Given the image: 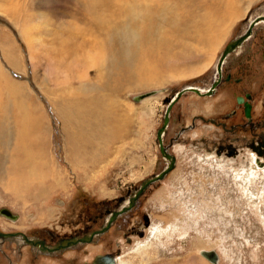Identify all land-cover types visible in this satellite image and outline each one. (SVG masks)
Here are the masks:
<instances>
[{"label": "rangeland", "instance_id": "374dc122", "mask_svg": "<svg viewBox=\"0 0 264 264\" xmlns=\"http://www.w3.org/2000/svg\"><path fill=\"white\" fill-rule=\"evenodd\" d=\"M89 1L0 0V75L24 86L22 91L28 97L24 100L39 108L43 130H38L41 138L36 139L45 146L40 157L49 163L51 174H56V185H52L47 194L37 198V201L31 198L34 194L30 198L28 196L33 190L15 197L17 194L9 191L5 185L1 187L0 182V232L22 233L43 240L50 246L98 230L105 224L106 210L120 209L143 180L164 169L167 161L159 151L156 132L162 124L166 100L186 87L205 93V88L213 80L214 65L225 46L243 33L252 20L264 16V0H224L223 4L219 0H151L156 2L157 12L149 11L150 14L145 9L141 10L140 6L137 7L139 0H133L137 15L145 13L151 19L156 18L154 16L160 17V23L159 20L153 21L157 26L153 28L155 34L167 30L173 13L178 17H188L186 19L194 23L195 18L202 21L205 11L211 10L216 19L213 21L219 19L221 25L224 26L225 22L227 24L223 34L217 36V44L214 34L207 37L206 44L208 41L213 42L207 47L202 45L199 48L200 45H195L197 43L187 42L192 50L187 58L170 54L161 62L157 73L141 76L154 86L137 89L134 86L125 87L123 77L114 68L111 72L106 71L108 66L114 65L119 59L114 40L122 31L128 32L130 27L133 28L125 19L127 10H131L123 8L122 11L111 9L106 12V0L96 3L95 9L103 17L116 14L114 22L106 19L107 23L112 24L108 28L96 21L89 8ZM258 32V37L253 38L251 44L263 48L264 28ZM49 33L54 34L53 39L48 38ZM29 36H36L35 39L45 43L56 40L61 46L67 45L71 49L77 47L82 51L78 52L81 58L84 54L101 52L100 64L104 65V74L99 77L102 66L99 64L88 71L89 78L71 80L69 85H61L64 75L58 78L52 75L53 78H50L47 73V64L56 55L51 52L53 57H48L40 46L32 48L31 52ZM7 40L14 43V48L8 46ZM38 40L36 42L40 44ZM5 49H11L10 56L14 63H10L13 65L4 58L2 52ZM160 51L164 58L167 50ZM113 54L116 60L113 59L112 64L105 63ZM66 68L68 75L75 74L76 71L67 64L61 67L63 71ZM158 81L162 82L161 86ZM139 82L132 80L129 84ZM82 83L88 87L83 89L87 90L86 93H79L77 89L78 84ZM93 84L105 85L106 88L97 92L90 87ZM221 89L218 91L221 90V94L225 91L229 97L223 95L221 99L213 100L214 96H211L210 100L213 101L205 102V96L188 92L177 100L171 110L164 137L166 145L177 135L169 152L175 156V167L163 180L149 187L129 212L118 218L109 230L92 242V247L78 245L67 249L65 255L68 256L63 257L59 254L64 252L52 256L39 255L49 257V260L40 261L32 249L28 250L27 246L19 249L15 241H9L0 243V264L11 261L13 264H55V259H59L56 264H93L96 256L103 255L117 256L116 264H212L199 255L200 251L217 254V264H264L263 177L256 178L249 185L253 193L249 196L232 174L233 170L240 171L243 161H229L230 168L223 166L228 165L227 161L216 159L219 162L217 165L209 159L205 163L207 151L204 146L205 138L214 143L222 138L220 128L211 125L213 129H205V125H209L208 120L214 119L227 126L238 127L240 147L246 148L250 132L242 127L244 119L240 106L235 103V96L252 93V117L254 121L260 120V110L264 104L262 81L260 76L245 78L239 85L230 83ZM45 90L52 93V97L45 94ZM66 91L70 93L66 94ZM95 94L104 100L106 98L111 106L110 120H116L110 123L112 129L117 131L109 134L114 135L111 140L91 141L90 137L88 140L91 142H86L85 149L76 152L77 141L73 140L72 134L77 130L64 116L61 104L68 100L81 103L85 99H92ZM22 96L25 97L24 94ZM118 124H122L121 127ZM30 134V131H26L25 139L30 138ZM28 146L33 154L40 151ZM258 173L262 174L260 171ZM1 179L5 182L6 178ZM49 183L52 182H44L43 188ZM3 211L16 219L11 221L6 214H2ZM69 251H77V254Z\"/></svg>", "mask_w": 264, "mask_h": 264}, {"label": "bare ground", "instance_id": "6f19581e", "mask_svg": "<svg viewBox=\"0 0 264 264\" xmlns=\"http://www.w3.org/2000/svg\"><path fill=\"white\" fill-rule=\"evenodd\" d=\"M100 1L101 0L89 1V8L92 9L94 18L97 19L96 21H98L100 25H105L106 27L110 28L112 24L107 23L106 19H111L114 22L116 14L111 13L110 15L103 17L101 14L97 13L98 10L95 9V4L99 3ZM106 2H107L106 12L110 11L111 9H115V10L119 9L122 11L123 8L125 10L130 9L131 11L135 12L134 13L127 10L125 19L127 23L133 25V28L130 27L128 32L125 30L122 31L119 34L118 38L114 40V42H116L117 44L116 52L118 54H116V56H119V59L114 65H110L108 66V68H106L107 72H111L113 68L114 70L118 71V74L123 77L122 83L124 84L125 87L134 86L137 87L138 89L139 87L142 88L145 86H151V87L154 86V84L150 83L148 80H146V78L141 76L148 75L149 73L152 74L157 73V71L160 70L161 62L165 61L170 54H173V56L179 54L181 58H185V57L187 58L192 51L188 47L189 42L197 43L195 45L198 46L200 45L199 48L203 46L207 47L213 44V42L211 43V41H208V44H206L207 37H209V35L211 36V34H214L213 36H215V40L217 44L219 41L218 39L219 37L217 36H221L223 34V29H225V26L227 25L226 22L224 23V26L221 25V23L218 21L219 19L217 21H213L215 16L213 15L211 10L209 12L205 11V14H203L204 19L202 21H197L196 18L194 17L195 18L194 23H192L190 19H186L188 17H185L182 14L181 15L183 17L181 16L178 17V15H175V13H173V16L172 14H170L172 17L170 18L169 23L166 21L168 23L167 30L165 31L162 30L160 34L159 33L155 34L153 28L157 26H155L153 21L159 20L160 23V17L154 16L156 18H152L153 19L152 20L151 18H148V15L146 16L145 13H142V16L141 14L137 15L136 9L137 7L140 6V9L147 10V13L153 10L157 12V5H155L156 2L151 0H139L140 4H138L137 7H135L132 4L133 0H131L130 2L128 0H110V1L106 0ZM218 2H220V4H223L224 0H219ZM220 4L218 6H220ZM192 14H194L193 10H192ZM234 16H236L235 13ZM74 27L75 26H73V28ZM156 29L158 30L159 28ZM32 35H33V31H32ZM53 35L52 34L50 35L49 33L48 38L53 39L54 37ZM35 37L29 36L28 38L29 39L28 43L30 47L29 50L32 52V48L36 49V47L40 46L41 50L44 51V53L48 54V57L50 58L53 57L51 56V52L56 55V58H52L50 64H47L48 66L47 73H49L48 76L50 78H53L52 75H56L54 76V78L56 77L58 78L59 75H64L62 78V82L61 83L59 82L61 85L64 83H67L69 85L71 83L70 82L71 80H77V79L84 80L89 78L88 71H90L91 68H95L100 64L101 52H99V54L92 52L91 54L89 53L84 54L81 58L78 52H82V51L79 50L77 47H72L71 49L69 48L70 46L68 47L67 45L61 46V43L58 44L56 40L45 43L43 41L35 39ZM37 40L38 43L40 44H37L36 42ZM6 43L8 44L9 47L13 46L14 48V43L12 41L7 40ZM178 48H181V50ZM161 49L167 50V52L164 54L165 55L164 58L162 57L160 51ZM10 50L11 49H5V51H3L2 53L8 63H10V61L14 63L13 59H11L10 56L12 55V53L10 54ZM113 59L116 60L114 54L108 57L105 63H109L111 61L113 62ZM66 61L68 63H66ZM63 64H67L69 68L73 69V71L75 70L76 71L75 74L68 75L67 68L66 71H63L61 69ZM10 65L13 64L10 63ZM100 67H99L100 73L98 74L99 77H101L104 74V65ZM193 74H195V72ZM132 80H138L140 82L139 84H129V82ZM84 84L86 83L78 84L79 86L77 89L79 90V93L80 92L86 93L87 90H83V89H88V87L87 86L84 87L83 86ZM159 84L161 86L162 82L158 81V85ZM90 87H92L93 90L97 92H100L101 90L106 88L105 85L98 86L94 84L91 85ZM22 88L25 89L24 86H22L20 83L12 82L10 79L6 77L3 78L0 75V113L4 114L0 116V174H1L0 177L6 178L4 179L5 182L3 181V179H1L0 182H1V187L5 185L9 189V191L12 190L13 193L15 192L17 194L14 195L15 197H18V195L20 194L22 195L24 193L26 195L28 190H33L30 193L28 192L29 193L28 196L30 198L31 197L30 195L34 194L31 198L35 199L34 201H37L38 200L37 198L47 194L48 189L51 188L52 185L53 187L56 185V183L54 182V178L56 174H51V171L49 169V163L44 161L40 157V153H42L43 150L45 151V146L42 143L38 142L36 137L41 138V136H38V130L40 129L43 130V121H40V117L38 114L39 108L36 105L29 103V101L24 100L27 99L28 97L25 91H22ZM65 93L67 94L70 92L66 91ZM23 94L25 96L24 98L22 96ZM45 94L52 97V93H48L47 90H45ZM95 95L96 96L93 97L92 99L90 98L85 99L81 103H79V101L68 100L66 102H62L61 104L64 107V113H65L64 116L68 118V121H70L71 124L73 123L75 125L77 130V132L73 134L71 133L73 140L75 142L77 141L75 151L85 149L84 145H86V142L90 141L88 140L90 137H91V141L93 140L95 141L96 139H101L103 141L111 140L114 135H109V134H113L117 131V129L114 131L111 127L110 121L116 119L110 120V112L112 111H111V106L108 104V101L106 100V98L104 100V98L99 96L98 94ZM29 99L31 102L34 103L33 99L31 98ZM94 99H97V101H95ZM30 107H32L34 110L31 111L32 108L30 109ZM121 125L122 124H118V126L120 127ZM104 128L107 129L106 132L103 131ZM26 131L31 132V134L29 135L30 138L25 139ZM28 145L34 148L36 147L37 149H40V151H38V153L36 152L35 154H33L32 150ZM16 158L18 159L19 162H17ZM209 159H211L212 162L213 161L216 162L217 165L219 164V162L216 160L214 156H208L207 154H205V163L210 161ZM223 166L226 167L229 166L230 168V164L228 165L224 164ZM220 168L222 169V167ZM239 169L240 171L233 170V178L238 179V182L241 184V187L243 185L248 195L250 194L252 196L253 193L250 192L249 185L253 183L256 180V178L260 179L261 177H263L262 179L264 180V168L260 169L259 167H255V165H252L250 163L249 165L243 164V166L239 167ZM258 171L262 172V174H259ZM40 174H42V178L40 177ZM48 181H51L52 183H49L48 185H46V188L45 187L43 188L44 182L47 183ZM23 199H27V198L25 197ZM10 220L14 221L13 219ZM9 241H15L18 245L21 244L20 238H14ZM202 252L205 251H200L199 255L201 257H203L201 254ZM207 261L212 263L209 260ZM217 263H218V257H217V261L212 264H217ZM160 264H164V263H160ZM167 264H177V262H170Z\"/></svg>", "mask_w": 264, "mask_h": 264}, {"label": "flooded vegetation", "instance_id": "af4514ba", "mask_svg": "<svg viewBox=\"0 0 264 264\" xmlns=\"http://www.w3.org/2000/svg\"><path fill=\"white\" fill-rule=\"evenodd\" d=\"M247 28H248V25H247ZM247 28L245 29V31L243 33H241L240 35H238L234 39L239 38L240 36H243L245 34ZM261 28H264V22H261V23H258L257 25H255V27L251 31V34L247 38H245V40H243L238 47H236L231 53H229L222 60V62L220 59L222 53L220 54V56L217 59L216 64L214 65V73H213V77H212L213 80L211 81L210 80L211 78H210L209 80L211 82L205 88V102H210L213 100L221 99L223 97V95L224 96L226 95L227 97H229L228 93H226L225 91H223L222 94L220 92L223 89V88L221 89V87L225 86L226 84L232 83V84H238L239 85L243 82V80L245 78H257L258 76H260V81H262V89H263L262 92H263V96H264V47L261 48V46H257L254 43L251 44L252 39L255 37H258V35H259L258 30H260ZM233 40H231V41H233ZM219 62H221L220 70H218ZM209 80L207 81V83L209 82ZM214 83H216L215 86H213ZM211 88H213L212 94L207 95L206 93ZM219 89H221V90L218 91ZM252 95L253 94L250 92H245L241 96H235V103H236V105L240 106V108H241L240 111L242 112L241 114H242L243 119H244V122H242V127H244L247 132H250V137L247 140V143H245L246 148L242 149L240 147L241 139L238 136V134L240 132L238 127H234L232 125L227 126L223 122H216L214 119H211V120L209 119L207 122L209 125H205V129L210 130V129H213L212 126H215L216 128H220L221 131L223 132V134H222V138L219 139L218 140L219 142H217V143H214L213 141L205 138V145L204 146H205V149L207 151L206 154H213L218 161H221V162L227 161L228 164H229V161H232L233 163H235L236 161L241 160V161H243V163L245 165H249L250 163L252 165H255V167H259V164L264 165V104L260 110L261 119L258 121H254L253 117H252V113H253L252 102L254 100V97ZM211 96H214V97H212L213 100H210ZM238 98L243 99L242 104H238V102H237ZM244 103H247L250 106L249 118H247L245 116ZM208 109L211 110V106H209ZM183 130H185V128H183ZM166 133H167V129L165 130V133L162 136L163 145H165L164 144V137H165ZM176 138H177V135L175 137H172L168 141V144H166V146L169 147V152H170L171 145ZM210 146H213L212 149L210 148ZM170 154H172V153H170ZM253 162H254V164H253ZM175 163H176V159H175ZM166 166H167V163H166L165 167ZM263 168L264 167H262L260 169H263ZM232 174H233V172H232ZM127 200H128V198H127ZM127 200L121 205V207L124 206V204L127 202ZM107 211H114V210H106L105 222L110 217V213H107ZM125 214H123V215H125ZM123 215H120L119 217H117L115 219V221L118 218L122 217ZM115 221L113 222V224L115 223ZM147 225H148V222L145 226H147ZM112 230L113 229H111L110 232ZM133 233L138 235L137 231H134ZM87 235H89V234H83L81 237L87 236ZM98 237L99 236L93 237V240L91 242L85 243L86 246L92 247L91 246L92 242H95V240ZM28 238L31 239L33 237H28ZM75 238H78V237H75ZM34 239H37V238H34ZM69 239H72V238H69ZM37 240H40V239H37ZM40 241H43V240H40ZM44 243H45V245H47L46 242H44ZM79 245H81V244H79ZM17 246L19 249H21V247L23 246L22 242H21L20 246L18 244H17ZM47 246H50V245H47ZM52 246L53 245H51V247ZM77 246H74V247H77ZM27 247H28V250H29V248L32 249L36 254H38V256L39 255H48V256L50 255V256H52L55 253H59V252H55L53 254H42L41 252H39V250L37 248H32L30 246H27ZM74 247H72V248H74ZM65 251L66 250L60 251V253L64 252L62 254H59L60 257L68 256V255H65V253H66ZM70 252H73V254H77V251H69V253ZM116 258H118V257L111 255V259L114 260V264H116V261H115ZM39 260L40 261L41 260L46 261V260H49V257L39 256ZM58 262H59V259L54 260L55 264ZM8 264H13V263L11 261V263L8 262ZM101 264H107V261L104 260L103 262H101Z\"/></svg>", "mask_w": 264, "mask_h": 264}, {"label": "water", "instance_id": "95a60500", "mask_svg": "<svg viewBox=\"0 0 264 264\" xmlns=\"http://www.w3.org/2000/svg\"><path fill=\"white\" fill-rule=\"evenodd\" d=\"M261 22H264V16H258L254 20H252L248 24V28L245 34L243 36H240L239 38L234 39L224 48V50L222 51L221 57H220L221 62L229 53H231L236 47H238L241 44V42L245 40V38H247L251 34V31L255 27V25ZM221 62H219L218 64L219 65L218 70H220ZM216 83H214L213 86H215ZM212 91H213V88H211L206 94L211 95ZM188 92L194 93L198 96H205V93H201V91L197 90L196 88H192V87L182 88L181 90L176 92L174 96L166 100L167 108L165 110V113L162 119L161 127L156 132V142L159 147L161 156L167 161V166L159 174L153 175L150 178L143 180L142 183L140 184V187L137 188L132 194L129 195L128 197L129 201L127 205L120 207V209H117L114 211H107V213H110V217L103 226H101L98 230L93 231L87 236L67 239L65 241L58 242L55 246H52V247L45 245L43 241H40L34 238L29 239L24 234L18 233V232H15V233L0 232V243L2 244L14 238H20L23 246H30L32 248H37L39 252H41L42 254H53L55 252H60L61 250H67L79 244L89 243L93 240V237L95 235L100 236L104 234L110 228V226L113 224V222L115 221L117 217L130 211L131 208L135 206L139 197H141L143 193L149 189V187L163 180L164 177L168 173H170L171 170H173V168L175 167V156L169 153L168 146L163 145L162 136L165 133V130L167 129L169 125V118H170V113H171V109L173 105L177 102V100L181 96H183L184 94ZM237 102L238 104H242L243 99L238 98ZM244 108H245V116L249 118L250 116L249 115V110H250L249 104L244 103ZM259 167L262 168L264 167V165L259 164ZM2 214H6L5 216H7L10 219H13V220L16 219L15 216L9 215L7 211H3ZM201 254L205 259L211 261L212 263H215L217 261V255L212 251H205V252H202ZM104 260L107 261V264H114V260L111 259V256L110 257L109 256H96L94 258L93 264H101V262H103Z\"/></svg>", "mask_w": 264, "mask_h": 264}]
</instances>
